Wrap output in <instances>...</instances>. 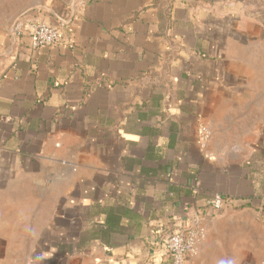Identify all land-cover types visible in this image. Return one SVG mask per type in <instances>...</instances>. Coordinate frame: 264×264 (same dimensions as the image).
I'll return each instance as SVG.
<instances>
[{
	"label": "crops",
	"instance_id": "obj_1",
	"mask_svg": "<svg viewBox=\"0 0 264 264\" xmlns=\"http://www.w3.org/2000/svg\"><path fill=\"white\" fill-rule=\"evenodd\" d=\"M213 193L185 264H264V0H0V264H168Z\"/></svg>",
	"mask_w": 264,
	"mask_h": 264
},
{
	"label": "built area",
	"instance_id": "obj_2",
	"mask_svg": "<svg viewBox=\"0 0 264 264\" xmlns=\"http://www.w3.org/2000/svg\"><path fill=\"white\" fill-rule=\"evenodd\" d=\"M81 8H85L91 0H74ZM73 5V4H72ZM73 15V13H71ZM59 26H52L45 21L20 17L11 28L14 35L19 38L25 37L29 41V46L37 49L43 46H53L61 40ZM211 132L206 126L199 129V140L202 145L209 140ZM227 197L213 193L206 201L204 206L198 207L197 211L183 225H178L172 230L165 239L164 247L168 255V264H185L186 261L193 257L198 249V244L206 236V223L204 217L208 210L211 212L218 211L226 202Z\"/></svg>",
	"mask_w": 264,
	"mask_h": 264
}]
</instances>
